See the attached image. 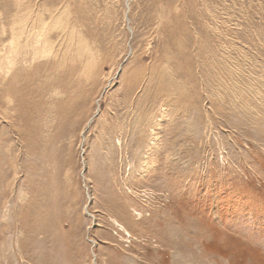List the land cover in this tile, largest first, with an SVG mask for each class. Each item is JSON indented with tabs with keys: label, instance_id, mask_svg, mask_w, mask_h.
I'll return each instance as SVG.
<instances>
[{
	"label": "rangeland",
	"instance_id": "374dc122",
	"mask_svg": "<svg viewBox=\"0 0 264 264\" xmlns=\"http://www.w3.org/2000/svg\"><path fill=\"white\" fill-rule=\"evenodd\" d=\"M0 264H264V0H0Z\"/></svg>",
	"mask_w": 264,
	"mask_h": 264
}]
</instances>
